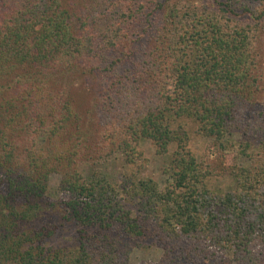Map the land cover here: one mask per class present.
Listing matches in <instances>:
<instances>
[{"label":"trees","instance_id":"trees-1","mask_svg":"<svg viewBox=\"0 0 264 264\" xmlns=\"http://www.w3.org/2000/svg\"><path fill=\"white\" fill-rule=\"evenodd\" d=\"M126 1L129 15L108 0H0V264H128L152 246L156 264H264V0ZM104 16L96 36L89 17ZM184 121L246 164L198 160ZM141 140L159 157L174 148L162 186L78 171L116 154L131 163ZM213 176L234 187L212 192ZM68 225L73 245L50 246Z\"/></svg>","mask_w":264,"mask_h":264},{"label":"rangeland","instance_id":"rangeland-1","mask_svg":"<svg viewBox=\"0 0 264 264\" xmlns=\"http://www.w3.org/2000/svg\"><path fill=\"white\" fill-rule=\"evenodd\" d=\"M110 2V8L109 10L113 12L116 11L119 15L120 14H130L127 10H130L131 12L134 11V5L132 1H126V0H108ZM76 2H80V0H67V3L71 6V8H74V4ZM99 3L102 4L103 9L102 11L104 13L108 12V9L106 5H104L102 2L99 1ZM143 13L145 11L143 10ZM127 15V16H128ZM106 16V15H105ZM103 17L102 19L98 20L97 18H90L89 22L92 23V33L96 36L101 35L103 33L102 30L108 25L112 24L113 21L110 20L109 16ZM120 17V16H119ZM122 18V17H120ZM125 20V19H124ZM138 21V20H137ZM140 26H145V22L143 18H140L139 21ZM258 36L260 37V46L262 45L263 51H264V18L263 20L259 21L258 23ZM142 28V27H141ZM137 30V27H136ZM136 32L135 29L131 26H129V29L122 30V32L119 34L121 36H126V38L131 35V33ZM116 50V49H115ZM112 50L113 57H119L120 53L119 51ZM264 61V60H263ZM264 66V63H263ZM258 78H259V88L264 89V67H259V70L257 72ZM94 77H91L89 81H87L88 86L91 87L92 95L90 94L87 98V96L78 97L77 98V105L81 107L82 111L84 112L85 109L91 104L95 92V85L96 80L100 78V75L98 73L93 75ZM80 84V83H79ZM84 97V99H83ZM259 102L261 103V106H256L254 109V112L257 114L259 111H262L264 109V93L258 95ZM85 101V102H84ZM84 102V103H83ZM185 128L187 130L188 134V148L189 150L196 156L198 160H209L214 161L217 159H220L222 161L231 162L232 164H246V159L241 158L240 156H237L233 154L229 149L227 148V151H222L220 148L213 145V143L205 138H203L201 135L197 133V126L196 124L184 121ZM235 138L234 141L238 142L239 136L233 135ZM229 138V137H227ZM238 143H235L237 145ZM236 148V147H235ZM137 153L134 156H131V163H127L126 156L122 154H116L114 156H110L106 161H102L101 163H94L90 161H81L78 163V171L83 175L85 179L90 178L93 174L96 176H101L102 178H105L109 183H114L120 180L121 178L133 176L134 178H143V179H152L156 183H158L160 186H162L165 183V177L163 175V168L167 164V159L170 157L171 153L174 151V148L172 147L169 151V154L166 156H156V151L154 145L147 140H141L138 144V147L136 149ZM226 154V155H225ZM223 156H225L223 160ZM99 176V177H100ZM58 176L53 175L51 177L50 181V191L49 195L54 201H58L60 198V193L57 191L58 187ZM208 188L217 194L230 191L234 187V180L231 177L228 176H213L207 180ZM68 229H64L61 233L57 234L52 240L48 241V244L50 246L54 247H64L66 245H73L72 238L70 235L71 230H73V227L68 225ZM221 256H224L225 253H221ZM162 255V251L160 247H148L144 249H133L129 255L128 258V264H156ZM229 264H233L230 263Z\"/></svg>","mask_w":264,"mask_h":264}]
</instances>
